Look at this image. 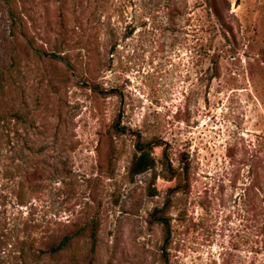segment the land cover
Instances as JSON below:
<instances>
[{
  "label": "rangeland",
  "instance_id": "374dc122",
  "mask_svg": "<svg viewBox=\"0 0 264 264\" xmlns=\"http://www.w3.org/2000/svg\"><path fill=\"white\" fill-rule=\"evenodd\" d=\"M8 53L0 264H264V0H0Z\"/></svg>",
  "mask_w": 264,
  "mask_h": 264
},
{
  "label": "trees",
  "instance_id": "16d2710c",
  "mask_svg": "<svg viewBox=\"0 0 264 264\" xmlns=\"http://www.w3.org/2000/svg\"><path fill=\"white\" fill-rule=\"evenodd\" d=\"M16 18L12 17L11 19V34L13 33V28L16 24ZM14 34V33H13ZM12 34V35H13ZM14 37V36H13ZM15 40L11 41V44L14 45ZM5 58H8L11 63L10 65H6L5 67L3 65H5L1 60L0 61V96H3V93L5 92V79L6 76L8 75H14V71L15 68L14 66H16L17 63V57L16 55H14L13 53H8V56H6ZM3 63V64H2ZM14 68V69H13ZM10 77V76H9ZM137 151L138 153H136L132 159L131 165H130V170L133 173V175H137L140 174L142 172H144L145 170H147L151 164H152V158H151V154L150 151L147 149V145L146 144H141V143H137ZM159 212H161V210L159 208L155 209L154 213L152 214L153 217L157 220L160 221L161 223L165 224L166 226L169 225V221L167 220V218L163 215V214H158ZM71 239V235L70 234H65L57 243L56 246H53L52 250L53 251H57L62 249V247H64L66 244H68L70 242Z\"/></svg>",
  "mask_w": 264,
  "mask_h": 264
}]
</instances>
